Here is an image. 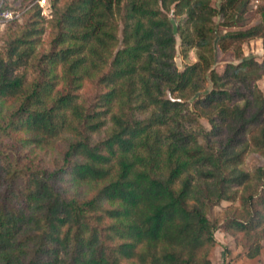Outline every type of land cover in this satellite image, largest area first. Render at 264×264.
I'll use <instances>...</instances> for the list:
<instances>
[{
	"label": "trees",
	"instance_id": "obj_1",
	"mask_svg": "<svg viewBox=\"0 0 264 264\" xmlns=\"http://www.w3.org/2000/svg\"><path fill=\"white\" fill-rule=\"evenodd\" d=\"M210 1L69 0L59 8L50 0L54 33L40 54L38 8L8 31L0 112L5 100L13 107L1 132H24L36 146L68 134L58 173L98 186L87 197H65L0 152V264H210L206 211L235 197L240 217L222 227L243 234L247 258L259 253L264 164L251 172L237 165L249 146L264 161V96L249 85L264 76V57L244 56L221 76L210 69ZM245 2L223 0L219 11L240 6V19ZM259 11L258 24L218 36L220 48L260 38L264 54V6ZM167 12L184 15L182 26L173 28ZM175 31L196 49V61L180 71ZM205 72L211 88L192 106L209 129L195 130L183 98ZM90 78L107 89L84 104L77 90ZM106 123L107 132L92 139Z\"/></svg>",
	"mask_w": 264,
	"mask_h": 264
},
{
	"label": "rangeland",
	"instance_id": "obj_2",
	"mask_svg": "<svg viewBox=\"0 0 264 264\" xmlns=\"http://www.w3.org/2000/svg\"><path fill=\"white\" fill-rule=\"evenodd\" d=\"M3 9L0 10V55H4L5 45L7 42L8 31H12L17 25H21L37 8L39 9L38 26L42 29V33L38 37L35 45L36 53L40 54L48 49L49 42L53 36V28L51 26V18L53 16V9L50 6V0H2ZM69 0H58L57 6L60 8ZM223 0H211L210 4L215 8L216 13L212 17V26L216 32V37L213 41V62L210 69L217 75L221 76L224 69L229 64L238 63L239 59L252 55L257 61L263 59L264 54L261 48L260 38H253L247 41H242L239 44L236 41L226 40L228 47L221 49L218 43V36L223 33L235 32L244 30L248 27L256 25L260 22L261 14L259 8L264 6V0H247L244 6V12L240 19L236 17L240 6L235 10L227 11L226 18L222 16L219 11V6ZM242 2V1H241ZM10 11L11 17L4 18L2 12ZM170 19L173 28L182 26L184 15L174 16L171 12L166 13ZM174 57L173 61L178 71L185 66L190 65L196 61V49L191 47L178 35L175 31ZM119 47V45L117 46ZM201 76L196 82L195 92L185 96L184 102L188 109L193 112V102L201 95L205 94L211 88V81L209 80V72ZM28 78L33 76L31 69L27 70ZM223 81V80H222ZM251 84V85H250ZM253 84V91L264 96V76L259 77L255 81L249 83ZM230 88L229 84L225 85ZM107 88L96 82V78L85 79L82 81L80 88L77 90L78 101L84 104H91L97 94L105 91ZM168 98L174 97L166 93ZM13 103L10 100H5L0 112V125L4 123V118L12 109ZM195 123H192L191 128L198 130V125L204 130L209 129L207 120L202 116H194ZM109 124L106 125L96 134L92 135V139L102 137L108 130ZM188 128V127H187ZM28 135L24 132H10L2 133L0 130V152L11 160V165L17 168H29L41 173L55 188L57 192L65 197L78 196L80 198L89 196L96 186L91 183H79L69 179L66 175L59 174L58 170L62 166V153L71 139L68 134L61 135L57 138L51 139L45 145H34L26 143ZM264 161L260 154L253 151L249 146L241 162L237 168L251 172L254 168L262 166ZM237 189L236 196H239L240 188ZM6 193L5 185H0V194ZM241 214L239 198L235 197L231 201H220L208 207L206 217L212 225V233L214 242L207 252V257L210 264H264V239L260 241L259 253L253 258L245 256L247 242L241 232H230L223 229V223L230 218H239ZM122 264H126L122 262Z\"/></svg>",
	"mask_w": 264,
	"mask_h": 264
},
{
	"label": "built area",
	"instance_id": "obj_3",
	"mask_svg": "<svg viewBox=\"0 0 264 264\" xmlns=\"http://www.w3.org/2000/svg\"><path fill=\"white\" fill-rule=\"evenodd\" d=\"M2 16L4 17V18H8V17H11V14H10V11H5V12H2Z\"/></svg>",
	"mask_w": 264,
	"mask_h": 264
}]
</instances>
